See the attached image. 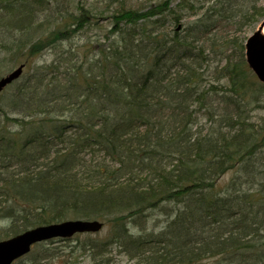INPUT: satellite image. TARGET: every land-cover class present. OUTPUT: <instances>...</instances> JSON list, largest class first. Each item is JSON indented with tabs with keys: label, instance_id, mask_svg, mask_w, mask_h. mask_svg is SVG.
I'll return each mask as SVG.
<instances>
[{
	"label": "trees",
	"instance_id": "16d2710c",
	"mask_svg": "<svg viewBox=\"0 0 264 264\" xmlns=\"http://www.w3.org/2000/svg\"><path fill=\"white\" fill-rule=\"evenodd\" d=\"M208 1L204 15L181 23ZM250 2L123 10L113 38L77 58L74 42L55 43L88 18L55 9L58 27L31 45L39 24L54 21H34L46 0H0V69L31 64L44 47L55 52L0 100V168L14 166L0 171V238L97 218L108 234L87 237L92 264L111 262V244L130 264H264V143L255 141L264 133V85L250 82L242 42L213 30L253 19ZM165 10L168 20L152 16ZM154 211L165 224L149 228ZM49 242L16 263H49Z\"/></svg>",
	"mask_w": 264,
	"mask_h": 264
},
{
	"label": "rangeland",
	"instance_id": "374dc122",
	"mask_svg": "<svg viewBox=\"0 0 264 264\" xmlns=\"http://www.w3.org/2000/svg\"><path fill=\"white\" fill-rule=\"evenodd\" d=\"M168 1V6L171 8H177L180 6L179 4L182 3L184 0H46V4L49 9H51V13L48 10L47 7H45V12L42 17L35 18V22H38L40 19L44 20L45 16H47V19H49V16H51V20L54 19L53 23L47 24V23H40L39 29L41 30L39 32V35L35 36L33 38V43L31 45L38 44L41 37H45L48 35L50 38V35L53 28L59 22V16L58 14H52L55 9H66L71 12L73 15H80L82 14L86 18H88V23H84L82 27V31L77 33L76 36H74L71 40L61 42L58 44L55 43V46H57L54 49H62L63 47L67 45L68 42H74L73 44V51L77 55V58L79 56H84V54H87L88 58L89 55L92 56L95 54L96 50L99 47H103L105 44L108 43L109 39H112L113 36L109 33L110 29L114 27V23L112 22L115 14H119L120 11L123 10H137L141 12H149L154 5L161 4V2ZM243 1L248 3L249 6L252 4V0H237V3L241 4L243 7ZM255 6L258 8L257 14L254 16V18L249 19L248 21L245 20V25L243 26H234L231 23H224L225 27L218 26V24L215 26L214 31L218 34V36L223 37L224 39L228 38H235L237 44L239 42L245 41L247 37L251 35L252 32L258 29L260 26V21L262 17L264 16V0H254ZM212 1H208L206 3H201L200 8L196 10V13L194 15H189L187 17L181 18V23L188 22L191 20H194L196 18H200L201 15H204V11L206 7L211 3ZM49 12V13H48ZM184 12V11H182ZM151 13V12H150ZM157 15H152L153 17H160L163 16V20L170 19V14H168V10H165L163 12V15L160 13H156ZM113 17V18H112ZM152 18V17H151ZM151 18H149L151 20ZM146 22V23H145ZM149 21H146L145 19H140L137 24L139 26H143V24H147ZM45 24V25H43ZM136 24V25H137ZM222 27V29H221ZM56 29V28H55ZM229 40V39H228ZM42 43H46L44 40ZM234 42H231V49L234 48ZM59 45V46H58ZM27 49V47H26ZM25 49V50H26ZM54 49L51 46L44 47V49L41 51V53L37 56H35L32 59L31 64H27L24 68L22 77H27L33 72V68L38 67V65L46 64L50 62L55 57ZM5 59H9V56H3ZM23 59V58H22ZM7 61V60H6ZM18 63L9 62L6 63L5 66H2L0 69V76L7 73L10 69H12L14 66H16ZM63 71V70H62ZM62 71H59V74L62 73ZM249 77L250 79L256 78L251 71H249ZM11 85V84H10ZM10 85L5 86L2 91H0V100L3 97H6L11 92ZM255 93V90H253L252 94ZM2 101V100H1ZM263 112V111H262ZM264 115V112L262 113ZM255 120L256 117H255ZM203 121V120H202ZM14 129V128H12ZM256 144L263 142L264 143V133L263 135H258L256 138ZM254 145V144H253ZM14 169V166H8L7 168H0V171L5 175L7 172ZM230 173H232L230 170L226 171L222 176L217 180L218 185L226 183L230 179ZM160 211H154L151 213L152 218L148 220L147 226L150 228L152 226V222H160L165 217L162 215ZM2 224H0L1 226ZM108 226L105 225L100 231L96 233H80L76 234L72 238L66 239V240H59L58 238L54 239L53 241L47 243L49 247L53 248L54 251V257H52L49 261V263L46 264H92L91 260V250L89 246V241L87 240V237H104L108 234L107 232ZM38 250V249H37ZM37 253V252H35ZM107 257L110 258L109 264H130L131 260H129V256L123 251L122 247L117 246L115 244H111L108 247V254ZM95 261H99V259H96ZM20 262V261H19ZM44 260L41 262L43 263ZM18 263V262H17ZM16 262L14 264H17Z\"/></svg>",
	"mask_w": 264,
	"mask_h": 264
},
{
	"label": "water",
	"instance_id": "95a60500",
	"mask_svg": "<svg viewBox=\"0 0 264 264\" xmlns=\"http://www.w3.org/2000/svg\"><path fill=\"white\" fill-rule=\"evenodd\" d=\"M264 19L259 28L247 39L246 60L256 76L264 83ZM23 65L18 66L7 75L0 78V90L7 83L19 76ZM97 220H65L27 229L10 238L0 240V264H11L12 260L26 253L34 242L54 236L70 237L75 232L97 231L101 227Z\"/></svg>",
	"mask_w": 264,
	"mask_h": 264
}]
</instances>
